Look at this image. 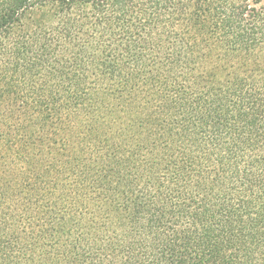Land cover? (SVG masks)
Segmentation results:
<instances>
[{"label":"trees","instance_id":"trees-1","mask_svg":"<svg viewBox=\"0 0 264 264\" xmlns=\"http://www.w3.org/2000/svg\"><path fill=\"white\" fill-rule=\"evenodd\" d=\"M0 264H264V0H0Z\"/></svg>","mask_w":264,"mask_h":264}]
</instances>
